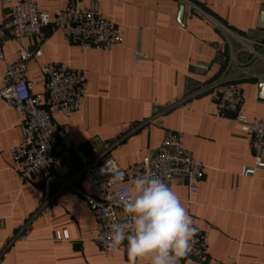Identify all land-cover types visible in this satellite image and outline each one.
<instances>
[{
	"label": "crops",
	"instance_id": "crops-1",
	"mask_svg": "<svg viewBox=\"0 0 264 264\" xmlns=\"http://www.w3.org/2000/svg\"><path fill=\"white\" fill-rule=\"evenodd\" d=\"M17 1L0 0L8 61L18 59L23 46L12 38L8 17ZM36 1L55 16L70 0ZM195 3L205 15L188 18L178 0H82L84 7L116 20L123 45L81 49L48 27L42 44L25 41L35 53L29 78L33 93L45 95L43 64L60 62L86 74L88 97L80 109L54 117L91 158L112 157L127 168L141 163L166 131L182 132L185 148L205 165V175L194 194L185 180L171 188L197 226L211 231L209 260L203 264H264V169L243 174L255 165L248 134L234 116L218 115L215 91L189 95L224 75H237L235 67L226 69L230 47L220 25L264 42V0ZM4 73L0 62V76ZM237 82L244 113L250 120L263 118L264 80L239 77ZM21 141L22 116L0 99V264H128L125 249L106 254L93 242L96 212L87 200L75 191L59 192L62 180L79 172V160L60 153L51 180L26 181L12 166L11 149ZM74 184L91 193L84 179ZM64 231L69 238L58 239ZM183 264L199 263L184 258Z\"/></svg>",
	"mask_w": 264,
	"mask_h": 264
},
{
	"label": "built area",
	"instance_id": "built-area-1",
	"mask_svg": "<svg viewBox=\"0 0 264 264\" xmlns=\"http://www.w3.org/2000/svg\"><path fill=\"white\" fill-rule=\"evenodd\" d=\"M185 8L188 18L205 15L195 0H178ZM11 36L23 46L16 60H6V42L3 26L0 25V62H5V73L0 76V99L6 106L22 116V141L11 149L12 166L24 180L35 181L53 178L52 168L60 153L73 154L80 162V170L73 178L62 180L59 192L75 191L81 194L96 212L97 231L93 242L106 254H111L108 236L113 223L125 222L122 201L129 194L137 177L151 176L162 179L170 187L176 180H185L189 192L198 191L205 175V165L199 162L184 146V135L178 131H166L162 141L150 148L145 159L127 168L115 158L98 160L91 158L68 136L67 130L55 121L57 113H72L80 109L88 97L86 74L60 63H45L41 67L46 82V94H34V83L29 78V64L35 55L28 50L25 41L35 40L38 45L45 40V29H59L67 42L81 49L112 50L123 45V32L116 20L96 10L86 8L82 0H70L67 8L52 16L41 10L36 0H18L8 10ZM230 47L224 60L227 71L232 67L237 75H224L189 95L207 90L217 94V113L232 115L237 127L248 134L250 147L255 155V165L245 168L244 175H254L264 169V117L250 120L244 113V94L238 84L239 77L264 80V42L241 35L227 26L220 25ZM36 54H41L38 50ZM84 179L91 193L75 186L76 180ZM198 228L192 241L190 258L199 264L209 260L210 229ZM58 239H68V231L58 232ZM121 249L126 250L125 245ZM180 264H183L181 260ZM213 264H239L214 260Z\"/></svg>",
	"mask_w": 264,
	"mask_h": 264
},
{
	"label": "clouds",
	"instance_id": "clouds-1",
	"mask_svg": "<svg viewBox=\"0 0 264 264\" xmlns=\"http://www.w3.org/2000/svg\"><path fill=\"white\" fill-rule=\"evenodd\" d=\"M122 207L128 219L111 225L108 247L115 253L126 242L128 264H180L192 252L198 228L162 179L135 178Z\"/></svg>",
	"mask_w": 264,
	"mask_h": 264
},
{
	"label": "water",
	"instance_id": "water-1",
	"mask_svg": "<svg viewBox=\"0 0 264 264\" xmlns=\"http://www.w3.org/2000/svg\"><path fill=\"white\" fill-rule=\"evenodd\" d=\"M182 15H183V11H182V13L180 15V18L182 17ZM262 20L264 21V14H263V19ZM261 90H262V93H264V83L261 84Z\"/></svg>",
	"mask_w": 264,
	"mask_h": 264
}]
</instances>
